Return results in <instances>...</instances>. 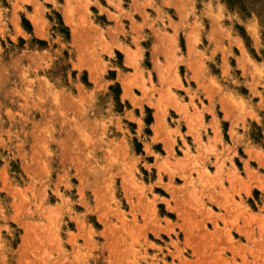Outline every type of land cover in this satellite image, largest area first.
Instances as JSON below:
<instances>
[{
	"label": "rangeland",
	"instance_id": "rangeland-1",
	"mask_svg": "<svg viewBox=\"0 0 264 264\" xmlns=\"http://www.w3.org/2000/svg\"><path fill=\"white\" fill-rule=\"evenodd\" d=\"M0 264H264V0H0Z\"/></svg>",
	"mask_w": 264,
	"mask_h": 264
},
{
	"label": "bare ground",
	"instance_id": "bare-ground-1",
	"mask_svg": "<svg viewBox=\"0 0 264 264\" xmlns=\"http://www.w3.org/2000/svg\"><path fill=\"white\" fill-rule=\"evenodd\" d=\"M98 77V76H97ZM125 93H126V90H125ZM141 102V101H140ZM159 109V108H158ZM156 110V112H155V122H157L158 120H160L159 119V116H160V112H159V110ZM158 125V124H157ZM155 131H156V129H154ZM157 134V133H156Z\"/></svg>",
	"mask_w": 264,
	"mask_h": 264
}]
</instances>
